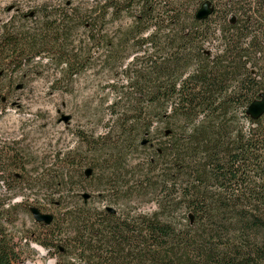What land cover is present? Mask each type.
<instances>
[{"label": "trees", "instance_id": "trees-1", "mask_svg": "<svg viewBox=\"0 0 264 264\" xmlns=\"http://www.w3.org/2000/svg\"><path fill=\"white\" fill-rule=\"evenodd\" d=\"M205 4L211 13L199 19ZM43 10L33 27L3 26L0 95L26 71L62 69L52 88L97 67L109 80L103 132L76 133L93 157L74 177L92 191L61 202L73 204L61 217L46 213L52 223L35 225L44 239L28 235L27 246L53 250L55 264H264V115L247 113L264 94V0H92ZM105 21L118 29L105 32ZM76 24L85 38L71 42ZM25 156L0 150V173L35 164ZM72 156L55 151L21 189L73 199ZM5 195L18 193L9 186ZM6 201L0 196V264H18L10 227L20 205Z\"/></svg>", "mask_w": 264, "mask_h": 264}, {"label": "rangeland", "instance_id": "rangeland-1", "mask_svg": "<svg viewBox=\"0 0 264 264\" xmlns=\"http://www.w3.org/2000/svg\"><path fill=\"white\" fill-rule=\"evenodd\" d=\"M91 2L92 0H0V33L6 24L12 28L13 21L16 28L35 26L39 15H43L40 12L41 9H44V13L47 11L66 13L68 10L77 8L85 9ZM45 6H48V10ZM32 11H35L36 17L25 18ZM77 26L78 24L72 27L71 42L85 38L83 29L75 30ZM101 27L105 32H115L118 29V25L110 21H105ZM60 71L62 69L57 72L53 70L26 71L24 73L28 75L26 80L22 81L20 75L15 76L17 79L13 86L9 88L5 86L0 95L5 97L4 102L0 100V150L7 157L14 149L22 150L26 154L23 162L35 163L19 169L6 165L0 173V196L2 199H7V205L10 202L11 205H20V208L16 210V222L10 227L12 233L17 236L16 242L19 245L21 261L18 264H55L57 261L53 250L45 249L33 241L30 242L29 247L27 246L24 239L26 236L44 239L45 231L42 227L35 226L38 223L26 208L38 207L43 213L61 217L69 210L73 211V204L63 206L61 202L72 203L75 200L74 195L92 191L90 187L86 188L87 183L75 178L77 174L89 168L88 164L93 157L86 144L79 141L76 133L83 131L90 136L92 133L103 132L99 106L101 99L108 93L105 88L109 80L108 74L106 70L97 67L76 78L74 83L69 81L52 88L48 81L59 79ZM21 84L22 89L16 90V87ZM63 115L71 117L68 123L62 121ZM61 150L64 153L71 152L73 155L69 159L71 167L68 168L70 172L68 175L73 177L74 191L71 194L73 199H65L66 192L62 193L60 189H57L56 195L51 197L35 196L37 189L33 190L32 194L25 188L22 190L23 185L30 184L31 177H41L39 175L44 169L50 168L49 164L54 162L53 153ZM141 157H143L142 154L136 156V161L141 162L143 159ZM41 165L44 167L41 168ZM59 165L63 167V164ZM38 168H41L38 172H30ZM12 173L21 175L24 178L22 183L13 182ZM4 182L8 183L4 184ZM9 186L18 193L12 200L5 195ZM90 204L94 208H104V204L97 200H92ZM150 208L153 206L145 207V209Z\"/></svg>", "mask_w": 264, "mask_h": 264}, {"label": "water", "instance_id": "water-1", "mask_svg": "<svg viewBox=\"0 0 264 264\" xmlns=\"http://www.w3.org/2000/svg\"><path fill=\"white\" fill-rule=\"evenodd\" d=\"M211 13L209 9V5L205 4L203 8L199 11L198 13V18L202 19L207 17ZM247 113L253 117L254 119L261 118L264 115V94L262 95V99L259 101H255L250 105V107L247 110ZM71 117L70 116H64L62 117V121L65 123H68L70 121ZM91 174V171L88 170L86 175L89 176ZM85 199H88V195H84ZM110 211H113V209H109ZM31 214L34 217V220L36 223L39 224H45V225H50L53 221V216L50 214L42 213L40 210L37 208H31Z\"/></svg>", "mask_w": 264, "mask_h": 264}]
</instances>
